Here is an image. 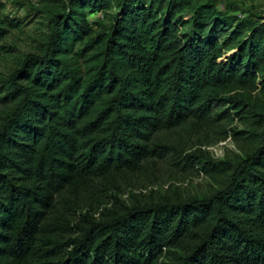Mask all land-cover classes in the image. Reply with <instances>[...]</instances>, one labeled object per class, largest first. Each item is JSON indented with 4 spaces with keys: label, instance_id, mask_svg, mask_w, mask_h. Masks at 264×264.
I'll return each mask as SVG.
<instances>
[{
    "label": "trees",
    "instance_id": "16d2710c",
    "mask_svg": "<svg viewBox=\"0 0 264 264\" xmlns=\"http://www.w3.org/2000/svg\"><path fill=\"white\" fill-rule=\"evenodd\" d=\"M6 7L5 53L20 26ZM31 9L40 52L0 78V264H264V15L217 0ZM205 130L241 152L216 161L183 136ZM157 162L210 190L123 199L120 181Z\"/></svg>",
    "mask_w": 264,
    "mask_h": 264
},
{
    "label": "rangeland",
    "instance_id": "374dc122",
    "mask_svg": "<svg viewBox=\"0 0 264 264\" xmlns=\"http://www.w3.org/2000/svg\"><path fill=\"white\" fill-rule=\"evenodd\" d=\"M220 8H227L235 4L239 8L237 15L243 16L245 12L252 11L264 15V0H217ZM6 14L16 17L20 26L10 29L1 44L6 47V53L0 52V78L13 73L29 55L39 54L41 43L47 34V20L44 15L31 9L37 7L38 0H5ZM233 127L243 126L235 122ZM173 133L164 135L173 141H180L181 137L190 138L189 144H195L208 152L216 161L233 158L241 152V143L229 136L220 140L221 136L211 131H203L199 134ZM201 144V145H200ZM192 151V150H191ZM190 151V152H191ZM123 199L130 197V192L147 193L150 190L166 191L171 187L178 189L185 195H202L211 188L212 181L201 171L193 169H180V166H169L163 162H157L153 170L145 175H128L126 180L120 181ZM84 195V194H83Z\"/></svg>",
    "mask_w": 264,
    "mask_h": 264
}]
</instances>
